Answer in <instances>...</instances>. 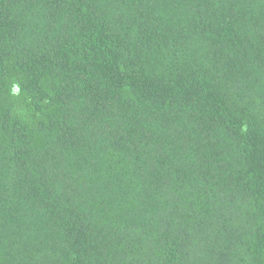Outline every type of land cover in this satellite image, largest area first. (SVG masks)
<instances>
[{"label":"trees","instance_id":"16d2710c","mask_svg":"<svg viewBox=\"0 0 264 264\" xmlns=\"http://www.w3.org/2000/svg\"><path fill=\"white\" fill-rule=\"evenodd\" d=\"M0 264H264V0H0Z\"/></svg>","mask_w":264,"mask_h":264}]
</instances>
